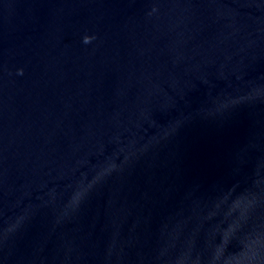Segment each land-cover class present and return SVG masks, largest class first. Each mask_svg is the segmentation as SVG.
Listing matches in <instances>:
<instances>
[{
    "label": "water",
    "instance_id": "obj_1",
    "mask_svg": "<svg viewBox=\"0 0 264 264\" xmlns=\"http://www.w3.org/2000/svg\"><path fill=\"white\" fill-rule=\"evenodd\" d=\"M0 264H264V0H0Z\"/></svg>",
    "mask_w": 264,
    "mask_h": 264
}]
</instances>
